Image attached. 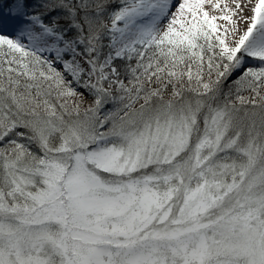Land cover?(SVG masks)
Instances as JSON below:
<instances>
[{
  "label": "snow or ice",
  "instance_id": "1",
  "mask_svg": "<svg viewBox=\"0 0 264 264\" xmlns=\"http://www.w3.org/2000/svg\"><path fill=\"white\" fill-rule=\"evenodd\" d=\"M212 3L0 0V264H264V0Z\"/></svg>",
  "mask_w": 264,
  "mask_h": 264
},
{
  "label": "bare ground",
  "instance_id": "2",
  "mask_svg": "<svg viewBox=\"0 0 264 264\" xmlns=\"http://www.w3.org/2000/svg\"><path fill=\"white\" fill-rule=\"evenodd\" d=\"M236 2L240 3L242 6H247L245 7V11L243 13L245 16L251 14L250 6L247 5V0H221L220 3L223 4V5L221 4V8H223L224 5L227 4L228 8L235 10ZM219 13L221 12L219 11ZM233 18L236 19V17H233ZM224 26H228V23H226V25ZM239 27L241 28V30H243L245 25L241 23L239 24Z\"/></svg>",
  "mask_w": 264,
  "mask_h": 264
},
{
  "label": "rangeland",
  "instance_id": "3",
  "mask_svg": "<svg viewBox=\"0 0 264 264\" xmlns=\"http://www.w3.org/2000/svg\"><path fill=\"white\" fill-rule=\"evenodd\" d=\"M215 2H216V0H213V3L212 4H206L205 7L209 11V14L210 15H217V16H219V15H221V13H219V10H216L214 8V6H213ZM217 23L220 24V25H222V26H224V25H226L227 22L226 21H222V20H218Z\"/></svg>",
  "mask_w": 264,
  "mask_h": 264
}]
</instances>
